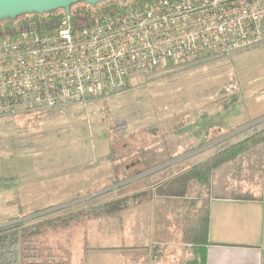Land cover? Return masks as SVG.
Instances as JSON below:
<instances>
[{
  "label": "rangeland",
  "instance_id": "1",
  "mask_svg": "<svg viewBox=\"0 0 264 264\" xmlns=\"http://www.w3.org/2000/svg\"><path fill=\"white\" fill-rule=\"evenodd\" d=\"M261 114L264 41L228 57L214 53L139 73L125 90L102 99L0 118V223L39 217L40 233L22 245L39 251L22 262L66 263L67 247L92 246L85 224L101 217L105 203L197 165L216 153L225 137L241 139L237 134L258 120L245 121ZM173 155L182 161L141 178L145 168ZM250 159L237 156L211 170L218 195L262 194L264 167L258 170L256 157ZM124 175L130 178L119 182ZM189 183L186 201L200 195V205L206 206L202 196L209 189L211 195L212 187L201 190V182ZM142 199H129L119 213L133 211ZM66 215L73 220L60 223ZM114 218H104L112 223L109 228L94 231L103 244L119 240ZM179 242L185 244L181 235ZM190 260L184 251L176 263Z\"/></svg>",
  "mask_w": 264,
  "mask_h": 264
},
{
  "label": "built area",
  "instance_id": "2",
  "mask_svg": "<svg viewBox=\"0 0 264 264\" xmlns=\"http://www.w3.org/2000/svg\"><path fill=\"white\" fill-rule=\"evenodd\" d=\"M264 41V0H129L94 20L0 28V118L86 103L139 73Z\"/></svg>",
  "mask_w": 264,
  "mask_h": 264
},
{
  "label": "crops",
  "instance_id": "3",
  "mask_svg": "<svg viewBox=\"0 0 264 264\" xmlns=\"http://www.w3.org/2000/svg\"><path fill=\"white\" fill-rule=\"evenodd\" d=\"M212 186L206 245L179 242L182 225L193 219L188 212L196 203L184 205V198L150 195L131 212L95 218L100 225L88 220L85 226L90 228L92 246L67 247L66 263L60 264H177L184 251L191 254L187 264H264V186L259 197L249 198L218 195V184L213 181ZM177 204L183 209L175 210ZM114 216H118L119 240L103 244L94 231L109 228L112 223L103 220ZM53 249L60 255L59 247Z\"/></svg>",
  "mask_w": 264,
  "mask_h": 264
},
{
  "label": "trees",
  "instance_id": "4",
  "mask_svg": "<svg viewBox=\"0 0 264 264\" xmlns=\"http://www.w3.org/2000/svg\"><path fill=\"white\" fill-rule=\"evenodd\" d=\"M121 3L120 0H107L97 3L95 6H91L83 1H78L71 5L70 14L72 17H83L85 21L89 18L94 20L102 11H106L110 8L116 7ZM65 15L63 9H55L45 13H26L17 16L14 20H2L0 21V28H23L29 25H39V27L50 28L54 22L59 20ZM264 114L257 116L254 119L247 120L245 122L252 123L239 132L241 139H234L232 137H225L223 140L219 141L216 145L217 151L211 157L202 160V162L197 165H191L188 169H184L174 176L168 177L158 183L152 185H145L143 188H139L138 191L132 193L130 196H123L117 199H111L103 206L107 207L101 213V215L116 214L122 208L126 207V202L135 197H147L150 195L157 196H167V197H179L184 198L183 203L186 205V201L190 188V181L201 182V190L204 188L213 187L212 181L209 180V175L212 169L217 168L223 162L230 161L237 156L242 157L243 160L249 161L251 155L256 157L255 166L258 170L264 167ZM244 123L238 125L242 127ZM233 130V129H232ZM236 137V136H235ZM253 150V151H252ZM252 151L251 154H246ZM177 155H173L170 158H166L161 162L154 163L142 171L144 175L142 179L148 175L160 172L173 163H179L182 159L173 162H169L176 159ZM248 156V157H247ZM247 158V159H246ZM251 160V159H250ZM163 165V166H162ZM159 167L158 169L152 171V169ZM264 169V168H263ZM262 169V170H263ZM151 170V172H150ZM238 170H241V165ZM149 172V173H148ZM130 178V175L123 176L119 182L126 181ZM228 184V183H227ZM213 195V191L210 195V189L205 191V195L202 197L206 198V206H201L199 201H203L200 195L193 197L190 203L194 204L193 207L194 215L192 220L185 221L181 229V240L185 244H190L196 247H202L208 243L207 232H208V222H209V200ZM188 203V204H190ZM73 220L71 216H63L60 223L67 224L68 221ZM39 217H32L29 219L13 218L4 223H0V264H37L33 262H22V260L28 261V259H33L37 255L33 253L34 251H39L37 247H27V243L32 241V237L38 235L41 231L39 228ZM49 225H53L48 223ZM25 244L24 246H22Z\"/></svg>",
  "mask_w": 264,
  "mask_h": 264
},
{
  "label": "water",
  "instance_id": "5",
  "mask_svg": "<svg viewBox=\"0 0 264 264\" xmlns=\"http://www.w3.org/2000/svg\"><path fill=\"white\" fill-rule=\"evenodd\" d=\"M78 1L95 6L107 0H0V21L14 20L21 14H41L55 9H63L65 15H69L71 5ZM120 1L125 2L126 0Z\"/></svg>",
  "mask_w": 264,
  "mask_h": 264
}]
</instances>
